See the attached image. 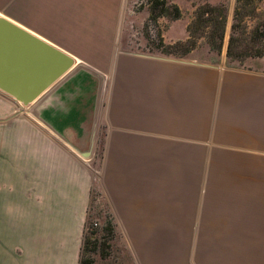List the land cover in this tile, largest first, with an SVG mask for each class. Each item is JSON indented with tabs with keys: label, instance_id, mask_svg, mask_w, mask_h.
Listing matches in <instances>:
<instances>
[{
	"label": "crops",
	"instance_id": "1",
	"mask_svg": "<svg viewBox=\"0 0 264 264\" xmlns=\"http://www.w3.org/2000/svg\"><path fill=\"white\" fill-rule=\"evenodd\" d=\"M133 1L0 0V17L109 77L92 156L103 119L101 181L138 264H264V70L229 65L226 51L211 64L123 50ZM37 82L35 45L5 31L0 264H79L92 175L78 153L97 83L73 77L43 124L35 103L6 94Z\"/></svg>",
	"mask_w": 264,
	"mask_h": 264
},
{
	"label": "rangeland",
	"instance_id": "2",
	"mask_svg": "<svg viewBox=\"0 0 264 264\" xmlns=\"http://www.w3.org/2000/svg\"><path fill=\"white\" fill-rule=\"evenodd\" d=\"M164 3L170 14L158 17L155 22L150 20L151 0H134L132 5L126 7L121 27L118 29L123 50L218 64L220 53L211 50L207 40L214 26V22L209 19L217 18L218 21L222 18V51L227 50L230 36L233 35L237 43L234 56L228 59V64L264 70V55L255 56L256 51L264 50V41L252 43L255 35H261V40H264V0H164ZM174 6L180 12L178 19L171 18ZM204 9L212 11L204 16L205 27L196 28L198 13ZM190 26L191 32L188 31ZM190 42L195 43V46L191 47ZM104 77L105 102L109 77ZM101 123L94 156L85 160L92 175V186L83 247L86 257L93 264H138L118 221L114 218L101 181L106 138L103 119ZM177 247L181 248L183 245L178 243Z\"/></svg>",
	"mask_w": 264,
	"mask_h": 264
},
{
	"label": "water",
	"instance_id": "3",
	"mask_svg": "<svg viewBox=\"0 0 264 264\" xmlns=\"http://www.w3.org/2000/svg\"><path fill=\"white\" fill-rule=\"evenodd\" d=\"M5 31L9 35L11 34L12 37L27 39L28 42L35 45L38 57V82L35 91H6V94L15 98L25 106L35 103L32 111L29 113L37 117L41 123L45 124L42 119L40 120V116L42 117L40 110L47 99H49V97L64 84L70 81L73 77L79 75L81 72L86 73L96 80L95 103L89 136V146L85 152L80 151L78 153L82 159H90L93 153L101 98L105 87L104 76L87 65L78 63L72 59L70 55L56 47L43 43L38 37L31 36L25 30L15 26L4 17H0V35L3 36ZM48 89L49 91L45 92ZM53 132L55 131L53 130ZM69 146L74 149L70 144ZM74 150L76 151V149Z\"/></svg>",
	"mask_w": 264,
	"mask_h": 264
},
{
	"label": "trees",
	"instance_id": "4",
	"mask_svg": "<svg viewBox=\"0 0 264 264\" xmlns=\"http://www.w3.org/2000/svg\"><path fill=\"white\" fill-rule=\"evenodd\" d=\"M160 0H151V5H150V20L151 21H156V19L160 16H168V10L164 7L165 3L164 0H162L159 3ZM239 2V0H238ZM173 12L171 13V18L173 19H178L180 17V12L178 10L177 7H172ZM212 11V10H211ZM211 11L209 10H203L201 12L198 13V17L196 18L198 20L197 22V26L196 28H204L205 27V19L204 16H208L209 13H211ZM212 20L214 22V26H213V30L209 33L208 35V40L207 43L210 47L211 50L217 52V53H221L222 51V47H223V23L224 20L221 18L220 20L217 21V18L214 19H209ZM221 21V22H219ZM191 28L192 26L188 27V31L191 32ZM234 29V28H233ZM263 35V34H262ZM261 36V35H260ZM255 35V38L252 39V43H256V42H261L264 40H261V37ZM257 38V39H256ZM191 47L195 46V43H191ZM236 40L234 39L233 35L230 36L229 38V42L227 45V58H232L234 56V48L237 46L236 45ZM264 45V44H263ZM177 46H181V44H177ZM264 55V50H258L256 51L255 56L256 57H261ZM87 220V218H86ZM85 226H86V222H85ZM85 229V227H84ZM105 230V229H104ZM107 230V229H106ZM83 239H84V234H83ZM83 239H82V246H81V250H80V258H79V264H93V261L91 259H89V257H86V252H85V248L83 247ZM90 243L91 239H88Z\"/></svg>",
	"mask_w": 264,
	"mask_h": 264
},
{
	"label": "bare ground",
	"instance_id": "5",
	"mask_svg": "<svg viewBox=\"0 0 264 264\" xmlns=\"http://www.w3.org/2000/svg\"><path fill=\"white\" fill-rule=\"evenodd\" d=\"M78 63H80L79 61H78ZM105 78V77H104Z\"/></svg>",
	"mask_w": 264,
	"mask_h": 264
}]
</instances>
